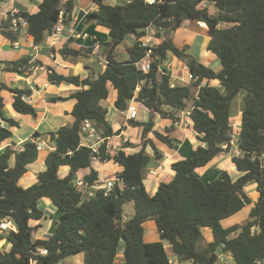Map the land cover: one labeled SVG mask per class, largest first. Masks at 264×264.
<instances>
[{
    "label": "trees",
    "instance_id": "1",
    "mask_svg": "<svg viewBox=\"0 0 264 264\" xmlns=\"http://www.w3.org/2000/svg\"><path fill=\"white\" fill-rule=\"evenodd\" d=\"M93 1L97 7L86 13L84 24L108 29V40L100 42L107 62L95 76L89 74L82 79L78 74L48 72L51 83L64 81L80 88L66 97L76 100L70 112L72 124L47 133L54 149L44 159L45 169L37 172L36 182L23 187L18 180L27 171V165L38 157L35 142L28 139L20 151L6 146L0 152V220L9 218L16 227L0 232V237L11 244L8 251L0 250V264H32L34 260V264H57L75 254L83 255V264H170L168 250L178 263L215 264L219 254L229 253L234 264H256L259 259L257 264H264V0H162L155 4L144 0L124 4ZM73 8L74 0H41L35 11H20V15L27 20L26 33L35 45H40L53 33L61 12V22L69 24ZM185 20L206 24V49L219 59V70L199 62L187 51V45H175L171 33H166L181 27ZM148 25L156 30V41L151 45L150 69L143 73L134 62L145 55L146 47L141 45L140 38ZM0 33L10 41L22 36L20 29L12 27L9 14L0 22ZM131 35L135 40L126 48L128 58L115 59V48ZM81 50L88 54L92 48ZM62 52L74 51L66 45ZM169 55L183 62L197 77L196 81L171 87L169 74L158 69ZM30 59L24 56L0 60V65L9 72H23L39 63H31ZM210 80H217L219 85L209 84ZM111 89L115 92L114 108L125 111L131 100L148 108L146 121L132 119L134 125L142 126V139L151 133L172 145L169 135L154 129L153 116L158 113L181 119L179 111L189 110L192 128L203 143L192 149L189 156L171 163L173 176L160 182L152 195L144 186V171L152 160L160 161L163 155L150 138L144 139L134 153L109 149L107 139L119 133L112 129L106 117L107 107L103 105ZM1 90L12 94L15 111L37 115L24 99L31 94L29 87L13 88L0 82V118L6 122V126H0V146L11 137L10 127L19 125L17 120L4 116ZM238 93L243 95L236 143L240 154L233 155L231 161L240 174L232 178L223 170L220 178L205 183L194 170L229 151L233 133L230 104ZM85 119L92 121L105 138L97 152L80 143ZM39 135L35 132L33 138ZM131 145L127 141L122 147ZM146 145L152 154L146 151ZM94 158L102 162L113 160L121 166L120 171L107 178L119 177L122 184H116L108 193L102 188L89 191L88 187L95 185L97 179V172L92 169L83 178L87 188L77 185V170L89 167ZM62 166H68L64 176L59 172ZM252 181L256 182V200L244 188ZM42 198L51 201L60 217L47 239L33 240L32 231L44 218L38 207ZM128 202L133 209L124 219V205ZM249 204L244 221L223 225L224 219ZM32 219L38 223L31 225ZM148 220L153 222L159 240H144ZM203 227L210 228L212 240H205ZM120 239L125 246L119 263L116 256ZM40 247L47 248L46 255L39 253Z\"/></svg>",
    "mask_w": 264,
    "mask_h": 264
},
{
    "label": "crops",
    "instance_id": "2",
    "mask_svg": "<svg viewBox=\"0 0 264 264\" xmlns=\"http://www.w3.org/2000/svg\"><path fill=\"white\" fill-rule=\"evenodd\" d=\"M65 0H61L64 2ZM111 4H124L129 0H103ZM41 0H0V22L6 17L12 9H19L20 11L33 12L36 10L38 4ZM97 5L93 0H74V8L72 11V19L69 24H63L62 30L59 33H52L46 36L45 41L40 45H35L33 43V38L26 33L23 29L22 36L17 41H10L8 38L4 37L0 33V60L10 61L16 60L20 57L30 56V62L39 61V63L32 64L28 70L23 72H9L3 69L0 65V82L17 88L29 87L31 89V94L24 96V99L30 103L37 111L36 117H32L28 114H20L14 110L12 107V94L8 90H1V95L3 97L4 105L2 112L5 117H10L18 121L19 125L15 127H10L12 130V135L9 139L3 142L0 146V152L9 146L16 151H20L24 147V142L28 139L33 138V134L38 132L40 135L36 138L40 142L41 148L38 152V157L34 162L27 165V171L19 178L18 183L27 187L34 182H36V174L39 171L45 169V157L49 151L54 149V143L49 139L48 132L56 131L62 125H70L73 122V117L70 112L75 103V98H66L73 91L79 89V86L67 82H60L59 84L51 83L48 80V72L50 70H55L58 73L65 75L74 74L79 75L80 78H85L87 75L95 76L97 71L101 68L104 69L103 64L98 70H95L92 61H88L87 57L92 55L90 53L86 54L81 49L91 47L95 43L105 42L108 40V29L106 27L95 25V24H84V18L88 11L96 9ZM188 21L196 20H185L181 27H178L174 31H182L187 28ZM198 21H196L197 23ZM203 32H199L197 37H193L191 34L188 38H182L181 41L174 42L175 45L182 47L184 45L188 46L187 51L191 53L199 62L211 67L212 69L219 70L221 68L220 61L216 55L211 53L206 49L207 42L209 40V35L207 32L206 24L204 26H199ZM172 33V32H166ZM197 33V32H195ZM205 34V35H201ZM190 38L191 42L188 41ZM198 47L200 51L199 58L196 57V53L191 52V48L194 41L198 39ZM172 39V38H171ZM134 36H128L122 43H120L114 50L113 56L118 60L117 56H121V60L128 58L126 48L131 46L134 42ZM67 45V48L71 49L72 53L62 52V48ZM195 45V43H194ZM119 48V49H118ZM101 50V47H100ZM193 48L192 51H194ZM120 59V58H119ZM120 60V61H121ZM167 61L171 64V74L169 81H175L176 76H184L187 74V66L183 64L174 55L167 56ZM219 61V63H218ZM206 83V81H203ZM211 85H219L217 80L208 81ZM87 87V86H85ZM66 98L65 100L63 98ZM243 96L241 95V98ZM115 98V92L113 89L110 90L109 97L107 100L103 101V105L107 107V119L112 126L114 131L119 130V133L110 136L107 139L108 147L112 152H116L118 149H122L126 154L134 153L138 151L141 147V142L150 138L155 146L161 151L163 157L160 161L152 160L149 167L144 171V186L146 191L152 195L157 190L159 183L165 178H171L173 176V170L171 169V163L183 159L189 156L192 149L203 143L199 140L198 134L193 130L192 124L189 126L174 125L172 124V118L162 117L158 113L153 116L154 129H158L163 133L170 136L172 139V145L158 140L153 137L151 133L147 135L146 138H141L142 126L134 125L132 119H128L126 115V110L121 111L113 107V101ZM130 102V101H129ZM242 102L237 105V109L233 116V123L241 122V111ZM149 112L145 109H138V116L134 120L146 121L148 119ZM0 125L6 126L5 120L0 118ZM240 128V125H239ZM239 131V130H238ZM105 139V138H104ZM103 139V141H104ZM130 142L133 146L122 147L123 143ZM81 145H83L84 139L81 136ZM146 151L152 154V149L149 145H146ZM238 148L236 145H231L228 152H224L218 156H215L210 162H208L204 167L196 168L194 173L199 176L204 174L208 170V165L212 168H217L219 170L226 169V165L232 164L231 157L236 155ZM229 159L230 161H227ZM13 161L11 158L10 162ZM214 164V165H212ZM234 164V163H233ZM216 166V167H214ZM236 168V167H235ZM97 172V179L95 185L88 187L90 191L92 188H100L103 181L108 179L107 177L114 176V174L122 169L113 160L106 162L94 159L91 161L89 167L81 168L77 170L75 176V182H81V186L87 188L83 181L85 175L91 172V170ZM210 169V171H211ZM229 173V170L226 169ZM60 175L64 176L68 172V166H62L59 170ZM234 175L237 177L240 172L236 169ZM231 176V175H230ZM256 184V183H255ZM253 200V199H252ZM38 207L43 210L44 218L40 221L38 226L32 231V239H47L52 233L56 226L57 221L60 217V212L47 198H42L38 201ZM243 209V208H242ZM241 209V210H242ZM241 210L236 213L237 215ZM235 215V214H234ZM236 216V215H235ZM233 218H237V217ZM229 218L224 219L223 225L229 226L231 224H225V221ZM38 220H30L31 225H36ZM236 223V222H235ZM240 223V222H237ZM144 240L147 242H152L159 240L158 232L152 221L148 220L145 223ZM16 230V227H15ZM202 233L205 240L208 242L212 240L211 230L208 227H203ZM6 231V230H5ZM4 232V231H0ZM166 245V244H165ZM125 246L124 240L120 239L118 242V253L116 260L120 263L122 260V251ZM11 247L10 242L6 238L0 237V250L8 251ZM226 254L225 262L230 264L232 260L228 253ZM221 256V254H219ZM176 258V256H175ZM177 260V258H176ZM170 264L171 258H169ZM83 264V255L75 254L64 258L57 264ZM178 263V261H177ZM178 264H191V262H183ZM193 264V263H192ZM215 264H224L217 260ZM234 264V263H233Z\"/></svg>",
    "mask_w": 264,
    "mask_h": 264
},
{
    "label": "built area",
    "instance_id": "3",
    "mask_svg": "<svg viewBox=\"0 0 264 264\" xmlns=\"http://www.w3.org/2000/svg\"><path fill=\"white\" fill-rule=\"evenodd\" d=\"M144 1L148 4H155V3H161L162 2V0H144ZM8 14L11 16L12 27L15 29H20L21 32L23 33V29H26L28 23H27L26 18L24 16L20 15V10L19 9H12L8 13H6V16H8ZM61 15H62V12L59 15V21L54 26L53 33H59L62 30ZM197 24L199 26H202L204 24V22L198 21ZM144 30H145V34L143 37L140 38V42H141V45L143 47H146L145 55L141 59L134 62V64H135L136 68L139 69L141 72L147 73L150 69V61L152 59L151 58V53H152L151 45H152V43H154L156 41V36H155L156 30L152 25L146 26ZM99 50H100L99 43H95L92 46V52L98 54L99 57H101ZM102 61L104 62L103 67H105L107 61L105 59H102ZM158 69L161 71V73H166V74H169V76H170L171 64L169 61H167V58H165L162 61L161 65L158 66ZM196 79H197V77L192 75L188 70L186 75L176 76L175 81H173V82L169 81V85L171 87H173V86H176L179 84H190V83L195 82ZM199 87L200 86L198 85L197 89H199ZM139 108L145 109L146 111L148 110V108L143 103L135 102L134 100H131L127 106V109H126L127 118L128 119H136L138 116V109ZM178 115L181 116L182 118L172 120V124L183 125L185 127L192 124L190 116H189V110H180ZM81 130H82V135H83V139L85 142L83 145L87 146L89 149H91L92 152H97L99 150L100 144L102 143L104 137H102L99 134V132L97 131L93 122L88 120V119H85L82 122ZM32 140L35 142L36 147L39 150L41 148L40 142H38L35 138H32ZM236 143H237V136L233 135V133H232L231 138H230V145H236ZM239 154H240V152L238 150L236 155H239ZM76 184L81 185L82 183L77 182ZM116 184L121 185L122 179L119 177L118 178H108V179L103 181L102 185H100V188L104 189L105 193H108L113 189V187ZM9 229L15 230L14 222L9 218H2L0 220V231H5V230L7 231ZM38 251L41 255L47 254V248H45V247H40L38 249ZM228 255H230V254L228 253ZM225 257H226V254H221V256H219L218 260L220 262H223L224 264H226ZM31 263L34 264L35 260L32 261Z\"/></svg>",
    "mask_w": 264,
    "mask_h": 264
},
{
    "label": "rangeland",
    "instance_id": "4",
    "mask_svg": "<svg viewBox=\"0 0 264 264\" xmlns=\"http://www.w3.org/2000/svg\"><path fill=\"white\" fill-rule=\"evenodd\" d=\"M204 25H205V23L202 26H204ZM195 32H197V33H195ZM199 32H203V30L199 27V25L196 23V21H188L187 22V28H185V30L183 29L182 31H179V32L178 31H173L171 33V38H172L173 41L179 43L182 38H188L190 36V34L193 37H197V35H198ZM206 34H207V32H206ZM201 35H205V34H201ZM199 39L200 38L196 39V41H194L195 45L193 43L192 47H190L191 48L190 51L193 52L194 54L196 53V57L197 58H199V54H200V51H198L199 50V47H198V44H199L198 40ZM188 41L191 42L190 38L188 39ZM193 48H195L194 51H192ZM99 51H100V54H101L100 56L101 57H99V55L96 54V53H93L92 55H90V56L87 57V60L88 61L89 60L92 61V65H93V67H94L95 70H98L101 67V65L104 63L102 61V59H105L104 56H103V54H102V50H99ZM117 58H118V60H121L122 57L121 56H119V57L117 56ZM218 63H219V61H218ZM100 70H101V68H100ZM241 95H242V93L236 94L232 98L231 104H230V122H231V125L233 127V135H235V136H237V134H238V130H239L240 123L239 122L236 123V124L233 123V116L235 114V111L238 110L237 109V105L238 104L240 105L241 102H242ZM242 106H243V103H242ZM140 109H142V108H139V111H140ZM227 161H230V160L227 159ZM230 163H232V162L230 161ZM210 165L207 166L208 167L207 172H205L202 175L201 174L199 175V177L205 183L209 182L212 179L220 178L221 175H222V171L223 170H226V169L229 170V174L231 175V177L235 174L234 171L236 170V168H235V165L233 163L226 165V169H223V170H219L217 168H215V169L212 168L211 169V166ZM212 165H214V164H212ZM214 167H216V166H214ZM210 169H211V171H210ZM233 178H236V177L234 176ZM169 180H170V178H165V180H163L161 182H167ZM255 183L256 182H253V181L252 182H249L244 187L245 188V191L247 192V194L249 195V197L251 199H253V200H256L257 199V196H258V193L256 191V184ZM250 207H251V204L246 205L241 210V212L238 215L235 214L236 216L235 215H232V216L228 217L229 219L225 221V224H231V223H235V222L237 223V222L244 221L245 218L248 215V212H249ZM132 209L133 208H132V203L131 202H128V203H126L124 205V211H123V215H122L124 219L128 218L131 215ZM234 216L237 217V218H233ZM168 256H169V258H171L172 264H178L175 256L169 250H168ZM230 264H233V261L232 260H230Z\"/></svg>",
    "mask_w": 264,
    "mask_h": 264
},
{
    "label": "water",
    "instance_id": "5",
    "mask_svg": "<svg viewBox=\"0 0 264 264\" xmlns=\"http://www.w3.org/2000/svg\"><path fill=\"white\" fill-rule=\"evenodd\" d=\"M167 32H170V31L168 30ZM160 78H161V76H160ZM259 261H260V259L257 262H259ZM257 262H256V264H257Z\"/></svg>",
    "mask_w": 264,
    "mask_h": 264
}]
</instances>
